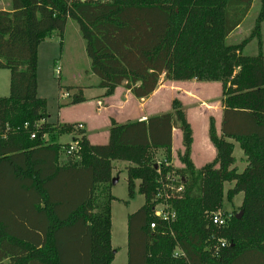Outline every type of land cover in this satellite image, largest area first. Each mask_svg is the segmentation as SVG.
<instances>
[{"label":"trees","instance_id":"obj_1","mask_svg":"<svg viewBox=\"0 0 264 264\" xmlns=\"http://www.w3.org/2000/svg\"><path fill=\"white\" fill-rule=\"evenodd\" d=\"M10 1L11 9L0 10V69L11 74L9 95L0 96V264H111L116 160L130 163L128 196L138 187L145 199L127 217L128 264H264V53H243L252 37L260 42L264 0L238 44L227 37L255 0ZM70 20L105 96L123 86L146 98L162 77L220 82V131L213 117L208 128L214 159L194 165L193 130L177 99L171 112L124 123L111 118L104 144L91 143L80 122L48 121L47 100L38 95V47L54 32L62 39ZM60 89L76 90L70 104L87 100L82 86ZM176 127L182 166H157L158 150L165 162L173 156ZM63 134L74 136L76 150L57 140ZM235 142L247 160L242 171L234 166ZM172 170L179 178L164 201L175 218L163 220L155 204ZM226 183L232 186L225 192ZM239 193L241 217L214 225L210 215L224 194L232 201Z\"/></svg>","mask_w":264,"mask_h":264},{"label":"rangeland","instance_id":"obj_2","mask_svg":"<svg viewBox=\"0 0 264 264\" xmlns=\"http://www.w3.org/2000/svg\"><path fill=\"white\" fill-rule=\"evenodd\" d=\"M1 9H11V1L0 0ZM260 9L261 0H255L243 22L227 37L229 44L241 43L251 34ZM259 51L264 53V21L260 42L257 37H252L246 42L243 49V53L249 55H256ZM89 67L90 60L85 52V42L75 21L70 20L68 22L62 39L54 32L51 37L41 43L37 68L38 94L47 100L49 120L55 122L59 118L68 120L84 119L89 122L93 134H103L109 131L108 126L112 117L121 123L171 112L173 110L172 103L177 99L182 104L187 120L189 121L191 116L194 123L197 126L199 125L201 135L204 131L203 126L206 118L209 121L210 117H213L216 123L222 115V84L220 82H200L195 79L178 82L162 77L154 93L146 98H136L123 86L118 87L112 96H105L104 92L106 90L97 86L98 79L89 72ZM10 77L9 69H0V96L9 95ZM60 84L86 86L84 94L87 100L79 104H70L72 95L76 90L67 91L63 89L61 91ZM64 92L69 93V96L64 95ZM97 101H99L98 103L103 110L99 109ZM82 123V129L87 135V123ZM57 140L65 141L62 138ZM207 141L211 146V142ZM177 142V138H175L176 146ZM72 143L68 142V145H72ZM175 154V156H171L169 162H165L166 153L163 150H158L155 164L161 166L162 163H165L174 168L181 167L182 163L178 151ZM203 154V158H209L208 151L205 149H203ZM233 155L235 157L234 166L242 171L247 165V160L238 142H235ZM122 162V160L114 161L116 182L112 185L111 193L117 198L112 201L111 214L112 246L116 253L111 264H128L127 217L140 208L145 200L144 196L138 191V187H136L134 197L130 198L128 196L127 171L126 167L122 166ZM167 175L169 180L160 186L155 208L170 211V206L165 204L164 200L167 190L171 188L172 183L177 181L179 174L172 170ZM231 186V184L226 183L225 192ZM242 200V193L236 195L232 201H229L226 194H224L219 211L228 217L229 221L232 215L241 212ZM125 201H128V203Z\"/></svg>","mask_w":264,"mask_h":264},{"label":"crops","instance_id":"obj_3","mask_svg":"<svg viewBox=\"0 0 264 264\" xmlns=\"http://www.w3.org/2000/svg\"><path fill=\"white\" fill-rule=\"evenodd\" d=\"M41 43H40V45H41ZM40 45L38 47V57H39ZM37 80H38V70H37ZM80 86L83 87V92H84V89H85L86 86H83V85H80ZM40 97H42V96H40ZM98 102L99 101H97V104L99 106V109L101 110L102 109V106H100ZM143 119H146V117L145 118H140L139 120H143ZM221 119H222V116H220L217 119V121H216V126H217L218 131H220ZM48 121L52 122L49 119H48ZM55 122H68V123H73V122H86L87 123V128H86V130H87V137L89 138V140H90L91 143H93V144H104V143H106L108 141L109 131H106L103 134H98V133L93 134V132H92L93 129L90 128L89 122L87 120H84V119H79V120H71V119H69L68 120L66 118H59ZM189 122L191 123L192 129H193V144H192V155H191V157H192V161H193L194 165L197 168H199V167H202L204 164H206L209 161H211V160L214 159V157L216 155V149L214 148V146L212 145V143H210L211 144V146H210L209 143H208V141H207V140H209V137H208V128H209L208 118H206V120L204 122V126H203L204 131H202V134L201 135H200L199 125L197 126L194 123V121L191 119V116L189 117ZM121 123H124V122H121ZM108 127H110V124H109ZM58 138H62V139L65 140V141L58 140L61 143L73 142V140H74V136L72 134H64V135L59 136ZM175 138H177V141H178L177 142V146L175 145ZM200 141H201V146H200ZM183 149H184V147H183V140H182V132H181L180 129L174 128L173 129V147H172L173 156L176 155L175 153L177 151H180V150H183ZM203 149H205L206 151H208L209 158H203L204 157ZM66 160H67V155L65 153L64 154H61L60 163H65ZM121 164H122V166L127 167L130 163L128 161H123ZM113 165H114V161H113ZM181 166H182V164H181ZM114 167H115V165H114ZM113 176H114V178L116 177V175L114 173V169H113Z\"/></svg>","mask_w":264,"mask_h":264},{"label":"built area","instance_id":"obj_4","mask_svg":"<svg viewBox=\"0 0 264 264\" xmlns=\"http://www.w3.org/2000/svg\"><path fill=\"white\" fill-rule=\"evenodd\" d=\"M64 95L68 96L69 93H65ZM78 128L82 129L83 128V123L80 122L77 125ZM34 137V135H32ZM72 143V142H71ZM77 149V142L73 141L72 145H70L68 152H71L72 150H76ZM173 184V183H172ZM171 188H173V185L171 186ZM182 189V185H180L179 187H177V191H180ZM155 215L163 220H173L175 218V213L173 211H165V209H157L155 208ZM210 220L211 222L218 226V227H225L228 224V217L224 216L219 210L212 212L210 215ZM151 227H155L154 223H151ZM220 246L224 247L226 245H228V240L226 239H220L219 240Z\"/></svg>","mask_w":264,"mask_h":264},{"label":"water","instance_id":"obj_5","mask_svg":"<svg viewBox=\"0 0 264 264\" xmlns=\"http://www.w3.org/2000/svg\"><path fill=\"white\" fill-rule=\"evenodd\" d=\"M116 182L115 178H113L112 183L114 184ZM242 211L238 214V217H241Z\"/></svg>","mask_w":264,"mask_h":264}]
</instances>
